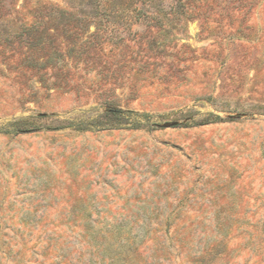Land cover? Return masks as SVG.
Segmentation results:
<instances>
[{
  "label": "rangeland",
  "instance_id": "1",
  "mask_svg": "<svg viewBox=\"0 0 264 264\" xmlns=\"http://www.w3.org/2000/svg\"><path fill=\"white\" fill-rule=\"evenodd\" d=\"M86 1L0 0V35ZM202 2L165 31L115 21L136 42L105 91L24 85L0 56V264H264V0ZM110 109L145 126L78 127Z\"/></svg>",
  "mask_w": 264,
  "mask_h": 264
},
{
  "label": "trees",
  "instance_id": "2",
  "mask_svg": "<svg viewBox=\"0 0 264 264\" xmlns=\"http://www.w3.org/2000/svg\"><path fill=\"white\" fill-rule=\"evenodd\" d=\"M173 1L163 4V0H87L78 5L69 2V9L44 4L36 9L34 24L23 25L16 33L0 35V56L9 62L8 70L14 71L24 85L34 82L45 90L58 89L81 95H86V90L94 91L96 87L105 91L109 83L117 87L114 82L124 67L123 52L130 48L128 43L136 42L135 38L123 36L121 32L124 29L115 28V21H121L130 28L140 21L157 22L165 31L164 20L167 23L173 19L181 20L184 15L195 19L193 14H200L206 5L202 0ZM92 25L95 26L94 32L90 30ZM59 38L62 43H59ZM141 41L149 51L156 46L157 50L165 51L167 46L166 39L160 42L154 35ZM162 52L157 51L155 55L160 56ZM108 53L112 56L108 57ZM92 73L100 83L88 78ZM103 103L113 107L117 105L114 98H105ZM142 117L151 118L149 115ZM87 123H84L86 128L84 125L78 127L94 130L97 127L123 128L130 125L132 129H139L145 126L137 115L121 109H110ZM18 125V122L14 124L17 127L15 132L29 131Z\"/></svg>",
  "mask_w": 264,
  "mask_h": 264
}]
</instances>
